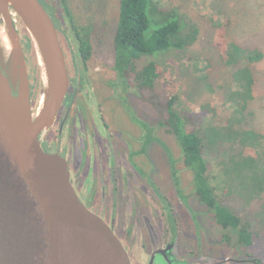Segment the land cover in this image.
Listing matches in <instances>:
<instances>
[{
	"label": "rangeland",
	"instance_id": "374dc122",
	"mask_svg": "<svg viewBox=\"0 0 264 264\" xmlns=\"http://www.w3.org/2000/svg\"><path fill=\"white\" fill-rule=\"evenodd\" d=\"M44 1L46 2H44L45 8L61 31V42L63 46L65 45L64 48H67V58L71 60V63L78 47L72 21L74 20L77 30L82 34L89 33L91 55L86 61V68L91 72L92 82L101 97L112 95L109 101L102 104V116L105 115L104 119L109 123L110 131H112L113 138H110L112 153L124 158L125 144L120 137L122 136L120 129L129 126L130 122L126 111L122 108L124 107L121 103L123 95L131 98V104L136 111L138 109L141 111L144 118L150 122H160L167 116L165 87L167 89L166 85L168 81H171L178 90L179 99L176 108L180 112L187 113L188 129L194 127V122L202 121L204 124L208 122L223 126L229 121L235 109L236 102L230 99H235V95L238 94L234 91L235 85L232 77L236 65L229 66L222 60L218 34L223 31L229 41L236 42L246 48H259L264 54V0H156L164 8H178L187 16L195 19L200 27L198 41L183 49L171 48L153 55L143 54L141 56L137 61V70L152 60L158 63L161 70L154 87H139L136 85L134 77L128 75L130 83L128 87L117 85L108 88L106 80L117 81V75L113 68L115 53L112 42L119 20L121 0ZM13 17L24 45L28 38L26 37V27L16 14ZM25 52L27 54L26 50ZM27 64L28 70L31 71L29 61ZM249 65L255 77L254 98L245 115L244 112L241 114L244 117L238 127L264 133V57ZM29 75L31 76L30 81L32 79L31 87H33L32 73ZM41 92L32 93L34 107L37 105L38 94ZM91 93L92 89L89 95ZM81 94L83 95L85 92L83 91ZM94 103L96 104L95 101ZM93 107L95 106L90 102L85 106L80 105L76 110V113L80 115V125L83 131L88 132L87 137L90 135L88 125L91 120L99 119V112L93 111ZM234 116L239 117V115ZM57 129L58 123L48 131V134L55 136ZM158 135L169 148L172 158L176 160L175 164L180 171L182 186L187 194L186 202H180L177 198L170 171L169 154L161 143L155 144L151 151L154 154L156 169L153 170L155 174L152 175V178L157 182L160 190L171 199L177 212H180L181 216L185 218L183 221L185 245L194 252L198 241L194 235L196 232L200 240L199 244L202 245L200 252L208 261L210 258H214L210 256L235 257L237 259L256 258L264 261V242H258L260 239H257L253 245L240 244L235 231L224 229L214 220L213 213L200 203L194 194L192 173L186 168L177 139L169 127L160 125ZM221 144L222 146L205 148V159L210 166L231 155L230 145ZM143 163L146 164V162ZM142 185L147 187L145 182ZM139 190L140 193H135V195L143 196L141 189ZM134 199L137 203L138 200L141 201V198L135 196ZM220 199L222 203L248 220L254 230L264 229V215L261 213L264 196L248 201L235 194L229 196L220 194ZM133 203H135L134 200ZM153 213L157 215L155 211ZM193 216L199 222L198 228L195 226ZM263 236L264 230L261 232L260 238ZM182 251L185 252L186 249ZM199 254L197 252L194 255ZM224 264L254 263L247 260V262L235 261Z\"/></svg>",
	"mask_w": 264,
	"mask_h": 264
},
{
	"label": "water",
	"instance_id": "95a60500",
	"mask_svg": "<svg viewBox=\"0 0 264 264\" xmlns=\"http://www.w3.org/2000/svg\"><path fill=\"white\" fill-rule=\"evenodd\" d=\"M14 14L41 68L36 107ZM69 85L65 48L41 0H0V264H133L114 226L80 196L66 151L42 145Z\"/></svg>",
	"mask_w": 264,
	"mask_h": 264
},
{
	"label": "trees",
	"instance_id": "16d2710c",
	"mask_svg": "<svg viewBox=\"0 0 264 264\" xmlns=\"http://www.w3.org/2000/svg\"><path fill=\"white\" fill-rule=\"evenodd\" d=\"M72 28L78 43V54L88 59L91 55L89 33L78 31L74 20ZM58 32L61 40L59 29ZM199 36L197 21L178 8H164L156 0H121L112 42L115 53L113 68L118 84L128 85V75H132L139 87H154L161 70L155 60L137 70V61L141 56L192 46ZM26 37L24 46L27 62L31 66L32 93L35 94L43 90L41 68L28 32ZM218 42L222 60L229 66L236 65L232 77L234 91L238 95L230 99L235 100L236 104L229 121L223 126L194 122V127L188 129L187 113L176 108L178 90L168 81L167 89L165 87L167 116L159 124L167 125L177 139L184 164L192 173L194 194L199 201L213 213L214 219L223 228L235 231L240 244L249 246L255 244L257 239L264 242L261 240L264 236L260 238L264 229L254 230L248 220L221 202L220 194H235L248 201L264 196V133L238 127L244 117L241 114L244 112L245 115L254 98L255 77L249 64L262 60L264 54L259 48H246L229 41L223 31L218 34ZM221 143L229 144L232 153L210 166L204 150L206 147L222 146ZM167 152L171 155L169 149ZM261 213L264 215V206ZM254 260L256 264H264L261 259Z\"/></svg>",
	"mask_w": 264,
	"mask_h": 264
},
{
	"label": "flooded vegetation",
	"instance_id": "af4514ba",
	"mask_svg": "<svg viewBox=\"0 0 264 264\" xmlns=\"http://www.w3.org/2000/svg\"><path fill=\"white\" fill-rule=\"evenodd\" d=\"M42 2L46 3L44 0ZM65 52L70 75L69 90L57 116L56 134L55 136L48 134L42 145L50 152L57 151L59 147L66 151L73 183L80 196L90 209L114 226L117 235L128 249L132 263L224 264L248 260L256 264L254 258L210 256L214 258L208 261L200 252L202 245L199 244L196 232L194 235L198 241L194 252L185 245L183 240L185 218L177 212L171 199L160 190L152 178L155 174L153 171L155 159L151 153L153 147L161 143L165 149H169L159 138V122H150L144 118L141 111L139 109L136 111L131 104V98L122 94L121 103L124 106L122 108L126 111L130 123L129 126L120 129L122 133L120 137L125 144V158L114 155L110 144V138H113L112 131L104 119L105 115L102 116V104L109 101L112 95L102 98L98 93L92 82L93 76L86 68L87 59L78 54V47L72 63L67 58L66 47ZM29 73L31 74L30 69ZM105 83L108 88L120 86L118 77L117 81L108 79ZM129 85L130 83L126 87ZM91 89L92 93L89 95ZM83 91L85 94L82 95ZM90 102L95 106L92 110L99 112V119L91 120L88 125L90 135L87 137L88 132L83 131L80 115L76 110L80 105L85 106ZM170 156L169 154L175 193L180 202H186L187 194L182 186L180 171L176 167V160ZM143 182L146 188L142 185ZM139 189L143 196L135 195L140 193ZM134 196L141 198V201L138 200L137 203ZM193 220L198 228V220L195 217ZM183 249L186 251L183 252ZM197 252L200 254L194 255Z\"/></svg>",
	"mask_w": 264,
	"mask_h": 264
},
{
	"label": "bare ground",
	"instance_id": "6f19581e",
	"mask_svg": "<svg viewBox=\"0 0 264 264\" xmlns=\"http://www.w3.org/2000/svg\"><path fill=\"white\" fill-rule=\"evenodd\" d=\"M41 98H42V96H41ZM40 100H41V99H40V93H39V94H38V100H37V103L40 102Z\"/></svg>",
	"mask_w": 264,
	"mask_h": 264
}]
</instances>
